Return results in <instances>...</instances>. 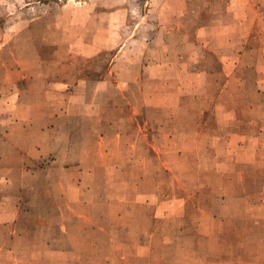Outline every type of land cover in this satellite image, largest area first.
Instances as JSON below:
<instances>
[{
    "label": "crops",
    "instance_id": "crops-1",
    "mask_svg": "<svg viewBox=\"0 0 264 264\" xmlns=\"http://www.w3.org/2000/svg\"><path fill=\"white\" fill-rule=\"evenodd\" d=\"M243 24L254 27L249 35L251 40L264 42V0H229L225 11L220 14L213 40L219 39L216 46L219 49H224L225 45L236 48L233 57L212 51L203 39L210 29L208 22H196V31L203 37L202 40H193V46L201 48L203 59L205 55L219 58L223 67L220 65L219 70L225 76L223 83L215 82L217 96L213 95L209 105L203 106L205 117L208 119L212 114L219 129L233 128L231 131L229 128L228 143L226 140L224 148L204 147L206 153L212 154L214 163L208 172L209 178L200 177L190 182L171 177L174 194H162L159 189L154 193L142 192L140 188L146 178L139 177L134 186L140 192L101 194L93 201L86 195H91L94 186L99 184L92 172L97 168L96 164L87 166L92 177H84V166L77 165L80 163L78 157H73L76 148L84 145L75 143L74 149L72 131L67 129L69 120H72V100L69 97L84 94V79L87 80L88 76L81 67L71 84V77L61 73L31 72L17 63L8 64L3 59L4 51L14 36L4 40L0 36V264H264V124L260 127L253 125L256 118L264 123V80L258 79L257 84L254 83L258 99L247 97L243 100L235 96L237 87L233 80L238 74L248 73L247 68L241 73V66L247 59L258 57L255 53L258 49L243 45L249 40L248 36H243ZM173 31L179 35L186 33L181 25L174 27ZM261 48L260 56L264 58V45ZM8 52L15 57L12 50ZM201 53L187 52L180 56L186 60L184 66L176 70L193 82L177 85L169 104L173 115L180 109L182 95L206 94L209 90L212 71L207 72L199 65L202 64ZM229 59L234 61L229 62ZM149 64L147 59L138 69L129 68L134 72L132 79L112 82V88L116 86L127 94L137 84L140 91L144 75L159 68L146 66ZM109 69L104 71V77L88 82L106 80L112 72V68ZM260 71L264 76L263 66L256 73ZM94 85L87 89L91 92ZM248 89L247 86V93ZM228 92H234V97H228ZM88 103L90 113L83 110L84 103L78 104V119L83 120L88 114L86 118L91 123L103 122L99 118V102L92 98ZM123 104L128 107L130 100L125 99ZM257 107L262 113L251 114ZM119 121L137 123V137L147 138L139 115H126ZM96 132L90 131L86 135L90 144L93 139L98 143L109 142L100 151L102 154L111 156L117 154L118 149L125 150L126 132L123 130ZM200 132L207 135L205 127ZM218 134L223 137L221 131ZM171 136L177 135L170 133L168 137ZM152 148L155 153L161 152L155 146ZM200 148L196 145L183 149L176 147L174 153H204ZM50 157L52 167H45L44 171L55 173L54 163L57 164L56 170L68 172L75 169L78 176L52 178L43 183L31 179L29 175L30 171L34 173L33 166ZM14 175L23 178L19 177L20 181L16 183ZM129 183L130 180H124V185ZM46 184L57 189V193L47 196L46 200L51 202L48 205L42 201L40 204L38 198ZM109 184L104 180L99 185ZM12 185L18 186L16 192L11 189ZM84 190L88 194H84ZM27 191L35 196L31 207L25 205ZM67 202L74 207V211H68L69 215L73 214L77 219L73 227L63 219L62 206H56V203ZM83 206L89 207L91 225H84ZM119 248L122 253L116 257Z\"/></svg>",
    "mask_w": 264,
    "mask_h": 264
},
{
    "label": "rangeland",
    "instance_id": "rangeland-1",
    "mask_svg": "<svg viewBox=\"0 0 264 264\" xmlns=\"http://www.w3.org/2000/svg\"><path fill=\"white\" fill-rule=\"evenodd\" d=\"M0 2V36L2 40L10 35L14 36L12 41L7 42L3 58L5 62L17 63L31 72L61 73L65 77H71V84L75 81L73 79L79 74L81 67L82 72L88 76L87 80L84 79L83 87L86 89L84 94L69 97V100H72L70 107L72 120H69L70 125L67 129L72 131L71 140L74 149L75 143L84 145V147L76 148V155L73 156L78 157L80 163L77 165L84 166L83 176L92 177L87 166L96 164L97 168L92 171L93 178L99 184L104 180L110 184L94 186L95 191H92L91 195L84 190V194H88L86 198L93 201L101 194L138 193L140 190L154 193L156 189H159L162 194H170V192L174 194L171 177H179L190 182L200 177L209 178L208 172L214 163L212 154L206 153L204 147L211 145L219 149L224 148L228 143L226 136L233 128L219 129L212 114L208 119L205 117L203 106L209 105V99H212L213 95L217 96L215 82L223 83L225 76L219 70L220 65L222 67L220 59L209 58L207 55L203 59L201 48L194 47L193 40H202L203 37L196 31V22L206 21L210 26L208 34L203 38L207 46L218 55L228 53L234 57L236 48L225 45V48L220 50L216 47L219 39L213 40L216 33L214 27L218 26L220 14L225 11L229 0H0ZM178 25L185 29V35H179L173 31ZM253 31L254 27L251 24L242 25L244 37H249ZM243 45L258 49L255 52L258 57L247 59L241 66L240 72L247 68L248 73L238 74L233 80L237 87L235 96L243 100H247V97L258 99L254 83L257 84L258 79L264 80L263 71L256 73L262 66L264 67V58L260 56L264 42H255L249 37ZM10 50L15 57L8 52ZM187 52H195V55L201 53L202 64L199 65H202L207 72L212 71L209 80L211 84L208 81L209 90L206 94L182 95L180 109L173 115L169 104L174 97L177 85L180 82L188 84L193 82L187 77L183 78L176 70L177 67L184 66L183 62L186 58L180 56L186 55ZM254 55L256 54L252 56ZM147 59L150 64L146 66H159V68L152 69L144 75L145 79L140 83V91L137 84L132 86L130 93L127 94L116 89V86L112 88V82L116 84L120 80L132 79L134 72L129 68L138 69L141 62ZM233 61L234 59H229V62ZM199 65L196 67L199 68ZM108 67L112 68V72L106 80L96 82L97 84L88 82L96 81L94 80L96 77H104V71ZM230 67L231 64L228 65V68ZM201 83L200 81L199 86ZM92 85L94 88L90 92L87 88ZM52 86L56 85L52 84ZM247 86L248 93L245 90ZM228 97L233 98L234 92H228ZM92 98L99 102V118L101 117L103 122L91 123L86 118L88 114L83 120L78 119L80 116L78 104L84 103L83 110L90 113L88 102ZM125 99L130 100L128 107L123 104ZM159 103L166 108H160L162 106H159ZM256 113H262L258 107L251 114ZM130 114L133 117L139 115L147 138L146 136L137 137L139 129L137 123L119 121ZM259 120L260 118L255 119L254 127L263 126L264 123ZM160 127L162 130L159 129ZM204 127L207 135L200 132ZM108 129L110 131L121 129L126 132L123 142L125 150L118 149V153L111 156L100 152L109 144L108 141L98 143V140L93 139V144H90L91 140L86 135L90 131L100 133ZM219 131L223 133L220 134L223 137L219 136ZM170 133H175L177 136L168 137ZM199 133L201 136H198ZM193 136L195 138H192ZM195 145L201 147L200 150L204 153L192 155L174 153L176 147L183 149V147ZM153 146L161 149V152L155 153ZM129 157L130 161H127ZM49 160L52 162L53 159L50 157L45 162L36 163L33 166L34 173L30 171L29 177L43 183V181L50 182L52 178L78 176V174L75 175V169L68 172L56 170L57 164L54 163L55 173L44 171L45 167L51 166ZM14 176L16 183L23 178L21 175ZM139 177L146 178L140 190L134 186ZM125 179L130 180L127 186L124 185ZM48 185H44L46 189H43L42 195L38 196L40 204L42 202L47 204V196L57 193L54 186ZM17 187L12 185L11 189L16 192ZM72 193L75 191L72 190ZM26 197L25 205L31 207L35 196L27 191ZM50 203L49 201L48 204ZM96 203L98 202H94ZM58 204L62 206L63 219L73 227L77 219L73 214L69 215L68 211L70 209L74 211V207L70 205V202L56 203V206ZM88 204L91 203L88 202ZM82 210L86 218L84 225H91L89 207L83 206ZM88 235L95 236V234ZM121 253L120 248L116 249L115 256H120ZM87 261L84 260V262Z\"/></svg>",
    "mask_w": 264,
    "mask_h": 264
}]
</instances>
